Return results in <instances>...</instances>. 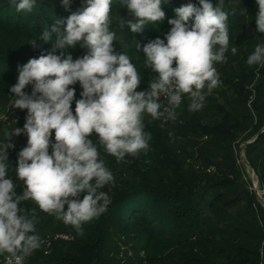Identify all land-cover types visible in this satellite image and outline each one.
Masks as SVG:
<instances>
[{"label": "trees", "instance_id": "16d2710c", "mask_svg": "<svg viewBox=\"0 0 264 264\" xmlns=\"http://www.w3.org/2000/svg\"><path fill=\"white\" fill-rule=\"evenodd\" d=\"M189 2L199 6L198 0H169L162 5L163 22L132 33L126 21L135 18L120 0H113L110 30L117 39L113 47L126 53L141 73L137 91L147 89L156 75L144 68L138 44L142 48L149 40L163 39L171 27L168 20L176 18L174 9ZM83 6L84 0H71L65 10L60 0H37L32 12H17L9 0H0V115L10 116V122L19 119L15 126L0 120V141L9 132L5 143H10V131L26 122L27 111H11L10 106L14 98L10 88L16 83L18 67L50 50L48 44L37 41L33 46L30 42L39 39L45 27L66 20ZM225 10L232 13L229 51L225 62L214 65L220 83L211 93L204 90L203 108L189 111L187 98L175 110V119L153 120L145 114L150 148L126 156V162H116L93 134L90 138L98 145L100 159L114 177L113 184L101 189L111 198L107 211L82 224L81 235L33 201L22 202L20 207L26 213H35L36 234L52 241L49 254L44 248L37 250L25 264H264L260 254L264 206L257 199L252 179L243 173L246 165L239 153L240 145L254 140L264 128V68L246 63L255 46L264 43V33L256 31L255 0H225ZM233 46L237 47L235 55L230 51ZM62 51L75 59L88 49L81 42ZM71 87L80 95L79 84ZM16 143L6 151L10 178L19 193L23 182L16 181L15 168L26 144ZM245 150L262 191L264 132ZM61 234L69 235L70 241L56 240Z\"/></svg>", "mask_w": 264, "mask_h": 264}, {"label": "clouds", "instance_id": "9594fccd", "mask_svg": "<svg viewBox=\"0 0 264 264\" xmlns=\"http://www.w3.org/2000/svg\"><path fill=\"white\" fill-rule=\"evenodd\" d=\"M120 2L135 18L126 21L128 29L141 33L146 26L164 21L162 5L169 0ZM255 2L256 31L264 33V0ZM9 3L17 12H32L37 0ZM60 3L68 10L71 0ZM112 4L113 0H84L82 8L51 28L45 27L39 39L30 42L33 46L37 41L48 44L50 50L18 67L16 83L10 88L11 104L13 109H26L27 115L23 127H14L12 134L26 135L27 144L18 153L15 168L16 181L23 182L18 193L9 174L6 150L14 147L5 143L9 132L0 141V256H5L6 264H25L42 246L35 213H26L22 202L33 201L81 235L82 224L107 211L111 198L101 189L113 184L114 177L100 159L98 145L90 138L93 134L116 162H126V156L150 148L145 114L153 120L175 119L185 95L190 100L189 111H199L204 90L211 93L220 83L214 65L226 60L232 14L225 10V0H215V4L198 0L199 6L189 2L176 7V18L168 20L171 27L163 39L149 40L142 48L138 44L144 68L156 74L143 91H137L142 79L137 66L113 47L117 39L110 30ZM81 42L88 49L82 57L74 59L62 51ZM230 51L235 55L237 47ZM246 63L264 68V43L255 46ZM77 84L82 88L79 99L71 87ZM29 85L30 94L24 91ZM161 97L167 100L166 106ZM260 254L264 258V245Z\"/></svg>", "mask_w": 264, "mask_h": 264}, {"label": "rangeland", "instance_id": "374dc122", "mask_svg": "<svg viewBox=\"0 0 264 264\" xmlns=\"http://www.w3.org/2000/svg\"><path fill=\"white\" fill-rule=\"evenodd\" d=\"M25 91L28 92V93L30 94V93H31V85L27 86V88H26ZM75 92L78 93L77 96H76V99H79V98H80L79 92H78V91H75ZM161 101H163V97H161ZM164 101H165V100H164ZM163 105H165V104H163ZM10 106H11V108H12L11 111H18L17 108H14V109H13L11 103H10ZM72 109H73V110L75 109V100L73 101ZM18 112H19V111H18ZM22 112H23V111H22ZM10 123H11V122H8V124L11 125V126H15V125H16L15 123H11V124H10ZM17 123H18V122H17ZM17 127H18V126H17ZM19 127H20V126H19ZM22 127H23V126H22ZM22 127H21V128H22ZM10 135H11V137L9 138V140L12 139V141H9L10 143H11V142H13V143L17 142L16 145H17V144L20 145V144H22V143H23V144H27V137H24L25 135L21 134V135H19V136H15V135L12 134V130L10 131ZM13 143H12V144H13ZM17 146H18V145H17ZM245 149H246L245 147H242V148H241V145H240V148H239V153H240V155H241V153H244V154L246 155V150H245ZM240 158H241V156H240ZM244 166H245V165H244ZM243 173H244L245 177H248V179L251 178V176H252L251 170H250V168L247 167V166H245ZM259 193L262 194V196H264V190L261 191V189H260V190H259ZM35 253H36V251H35ZM0 263H3V260H1Z\"/></svg>", "mask_w": 264, "mask_h": 264}, {"label": "water", "instance_id": "95a60500", "mask_svg": "<svg viewBox=\"0 0 264 264\" xmlns=\"http://www.w3.org/2000/svg\"><path fill=\"white\" fill-rule=\"evenodd\" d=\"M264 132V128L261 130V132L257 135V137ZM256 138H254V140H251V141H247L245 143H243L241 145V148L242 147H245L248 145V144H251L253 142L256 141ZM241 160L243 161V163L250 168L251 170V173H252V176H251V179H252V183H253V188H254V192L257 196V199L259 200V202L264 206V196H262V194L259 193V190H260V182H259V178H258V175L255 171V169L252 167V165L250 164V162L248 161L246 155L244 153H241Z\"/></svg>", "mask_w": 264, "mask_h": 264}, {"label": "built area", "instance_id": "2783aa9c", "mask_svg": "<svg viewBox=\"0 0 264 264\" xmlns=\"http://www.w3.org/2000/svg\"><path fill=\"white\" fill-rule=\"evenodd\" d=\"M76 96H77V93L75 92V98H76ZM188 98V96H184V98H183V100H182V103H183V101L185 100V99H187ZM161 99V98H160ZM163 100H164V97H163ZM181 103V104H182ZM163 104H165L164 106H166L167 105V100H165V101H163ZM23 111H27L26 109L25 110H23ZM73 112H74V110H73ZM0 120L1 121H8V122H10V116H7V115H0ZM15 122H11V123H17V122H19V119H15L14 120ZM10 123V124H11ZM24 137H27L26 135L24 136ZM242 161V160H241ZM243 162V161H242ZM55 239L56 240H62V241H70V236L69 235H66V234H61V235H57L56 237H55ZM51 245H52V241L50 240V239H42V246H41V248L39 249V250H41V249H43L44 248V250H45V254L47 255V254H49L50 253V248H51ZM4 262L6 263V261H5V257H4Z\"/></svg>", "mask_w": 264, "mask_h": 264}]
</instances>
